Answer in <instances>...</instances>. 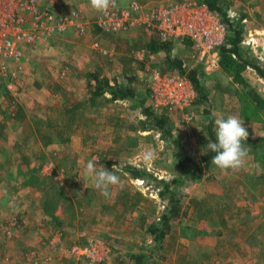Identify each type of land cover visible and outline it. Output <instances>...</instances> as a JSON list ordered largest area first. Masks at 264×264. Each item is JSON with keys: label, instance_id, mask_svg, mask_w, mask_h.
<instances>
[{"label": "rangeland", "instance_id": "obj_1", "mask_svg": "<svg viewBox=\"0 0 264 264\" xmlns=\"http://www.w3.org/2000/svg\"><path fill=\"white\" fill-rule=\"evenodd\" d=\"M47 1L41 0V4L52 2ZM61 1L53 2L58 5ZM66 1L71 8L84 7L89 22L85 33L69 29L24 47L21 69L11 79L17 93L0 85V264H122L127 258L116 250L135 248L131 241L137 239L145 242L148 251L144 264H264L258 255L264 250V162L259 161L264 158V147L260 151L249 148L239 171L222 174L211 164L199 180L184 181L177 189L184 213L171 219L170 240L160 250L149 246L152 234L146 230L164 209L153 179H130L119 172L120 184L106 198L85 175L87 162L98 157L108 171L116 162L133 164L152 177L170 179L179 172L180 154L200 158L203 125L209 117L214 124L219 115H235L244 121L248 136H263L264 113L249 117L241 110L255 96L264 98V79L247 69L242 85L220 68L206 71L207 100L183 112L191 116L189 120L178 112L169 116L173 135L183 146L177 151L158 131L146 129L144 115L131 100H110L105 93L92 103L86 101L93 71L122 83L124 70L132 68L136 98L151 106L146 68L159 69L161 60L153 53L142 61L135 57L143 48L144 30L102 31L95 25L98 12L91 9L89 0ZM116 1L125 6L129 0ZM138 1L151 5L160 0ZM235 5L230 7V16H238L240 11L249 16L244 20L242 44L264 64V0H236ZM61 8L68 11V5ZM175 47L174 53L186 64L194 62L183 45ZM103 48L108 54L102 53ZM66 102L69 109L64 108ZM68 110L75 116L72 123L66 121L72 115ZM103 158L112 166L103 163ZM32 170L40 181L64 192L56 210L61 225L42 211V193L28 183ZM137 191L147 200L136 201L141 212L130 207ZM192 197L204 209L212 208L214 218L199 217L190 205ZM223 202L230 208L218 214ZM141 214L146 221H133ZM20 236L26 241L20 242ZM90 238L103 239L110 246L103 262L92 263L68 253L69 247L85 244Z\"/></svg>", "mask_w": 264, "mask_h": 264}, {"label": "built area", "instance_id": "obj_2", "mask_svg": "<svg viewBox=\"0 0 264 264\" xmlns=\"http://www.w3.org/2000/svg\"><path fill=\"white\" fill-rule=\"evenodd\" d=\"M41 3V0H0V85L5 89L7 86L12 94L17 92L11 79L17 68L21 69L24 47L47 41L69 29L81 35L89 24L81 5L71 8L66 0L58 5L53 1ZM67 5L68 11L64 13L61 6ZM94 22L109 33L144 27L154 30L163 40L176 43L189 40L193 44L192 61L201 64L205 71L220 68L219 47L225 42V26L216 14L197 0H160L151 5L129 0L125 6L115 0V7L106 13H98ZM93 44L98 45L96 41ZM101 51L108 54L104 48ZM151 55L142 48L136 51L135 57L142 61ZM145 81L154 110L166 108L181 113L186 120L191 118L188 113L183 114L195 98V90L186 77L177 72L146 68ZM67 251L77 259L99 263L105 260L111 248L103 239L90 238L87 243L72 245Z\"/></svg>", "mask_w": 264, "mask_h": 264}, {"label": "trees", "instance_id": "obj_3", "mask_svg": "<svg viewBox=\"0 0 264 264\" xmlns=\"http://www.w3.org/2000/svg\"><path fill=\"white\" fill-rule=\"evenodd\" d=\"M197 1L205 4L211 12L219 17L225 26V42L219 47L220 69L237 84L245 85L243 73L247 69L257 72V74L264 79V64L260 63L254 56H252V54L249 53V48L242 44V28L244 26V20L249 17L247 12L240 11L238 16H230V7L236 6V0ZM257 15L260 17L259 14ZM142 29L144 30L143 34H145L143 39L144 44L142 47L146 48L150 53H153L156 57L160 58L161 61L159 63V70L161 72H177L179 75L186 77L195 90L193 104L206 101L208 97V90L205 85V80L208 73L201 64L196 62L186 64L181 56L174 53V48H176L175 46L177 45H183L187 50L192 51V42L184 40L183 42L176 43L171 40H163L154 30L144 27ZM130 70L131 71H129V68L124 70L122 83L111 82L110 79L103 76L101 77L97 72L93 71L89 75V79L90 81L92 80V82H90L89 97L86 101H88V103H92L96 97L104 96L105 93L110 95V100H131L133 102V107L135 106L140 108V112L144 115L146 129L158 131L161 138L168 141L169 144L175 148V150L178 151L183 149V146L180 144V140L173 135V128L169 124V116L173 112L167 110L166 108L154 110L152 105L144 106V103L136 98L135 88L132 85L133 81L136 79V75L132 72V68ZM67 104V102L64 104V108H67ZM241 111H243L245 115L248 114L249 117H256L258 111L264 113V98L255 96L252 98V102L250 104L247 103V105L243 106ZM68 113H72V111L68 110ZM73 115L74 113H72L71 116H66V121L72 123L75 118ZM203 126L206 131L205 134L202 135L205 139L203 143H201L204 144V147H202L200 158H195L194 156L192 157L190 153L180 154L176 163V166L179 168V172L170 179L152 177L145 169L137 167L133 164L120 165L117 162H114V165H117L120 168V173L127 175L130 179L143 180L147 177L152 178L153 185L158 189V195L164 202V209L162 210L159 218L157 220H153L146 229L152 234L153 243L150 245L152 250H160V248L162 249L165 247V244H168L171 236V219L178 218L184 213L183 204L181 203L180 195H178L177 189L186 180H199L203 175L204 170L212 164L211 159L214 153H211L206 149L209 140L215 142V127L212 118H206V122ZM242 143H244V146L247 148H256L260 151L264 147V135L257 137L248 136L247 140ZM104 159L105 158L102 159L103 163H106L107 165L113 164L105 161ZM259 161L264 162V158ZM187 166L190 167V171L185 170ZM184 170L187 172H184ZM30 171L31 170L29 169L28 172ZM35 171L33 172L32 170L33 173L28 177L30 181L28 183L32 185L34 183L38 191L42 193V200L40 202L42 211L54 219L57 225H61L62 223L59 221V216H57L56 210L58 208V198L64 197V192L57 190L51 184H45V182L40 181V177L38 175L36 176ZM135 194L137 198H135V201L132 203L133 205L130 207L134 206L135 208H138V212H141V209L137 207L138 204L136 201L146 200V197L139 191L135 192ZM123 198L124 197L121 199ZM124 205H127L126 202ZM190 205L194 207L199 217H206L208 220L214 218L212 208H209L208 210L204 209L202 204H200L196 198H190ZM219 205L223 206L218 207V214H220L219 212L226 211L230 208L228 202H223ZM144 219L145 214H141V216L137 218V221L142 222ZM60 231H62L61 228ZM217 233L220 234L221 232L217 231ZM259 251L258 255L262 257L261 259H263L264 250L260 249ZM203 256L206 257L207 255ZM128 258L133 259L135 264H144L148 256L143 254H131L128 255ZM123 262L124 261H121L122 264Z\"/></svg>", "mask_w": 264, "mask_h": 264}, {"label": "clouds", "instance_id": "obj_4", "mask_svg": "<svg viewBox=\"0 0 264 264\" xmlns=\"http://www.w3.org/2000/svg\"><path fill=\"white\" fill-rule=\"evenodd\" d=\"M89 5L95 12L106 13L115 7V0H89ZM214 125L215 142L209 140L206 146L209 152L214 153L212 165L222 174L239 171L249 156V148L242 143L248 137V131L243 126L244 121L235 115L226 118L219 115L214 120ZM120 171L117 165H114L111 171L106 170L99 164L98 157H92L85 167V175L92 180L99 194L106 198L110 196V189L120 184V176L117 175Z\"/></svg>", "mask_w": 264, "mask_h": 264}, {"label": "crops", "instance_id": "obj_5", "mask_svg": "<svg viewBox=\"0 0 264 264\" xmlns=\"http://www.w3.org/2000/svg\"><path fill=\"white\" fill-rule=\"evenodd\" d=\"M50 1H54V0H48L47 2H50ZM80 4V3H79ZM137 218L138 217H133V221L135 220H137ZM146 217H145V219L143 220V221H146ZM147 229V228H146ZM149 233V232H148ZM150 234V233H149ZM18 240L21 242V241H26V240H24L23 238H22V236H20V238H18ZM141 241V239H137V240H135L134 242H132L131 241V243L132 244H135V248H127V247H125V248H119V250H116V253H119V254H123V256H125V258H127V259H125L124 260V262H123V264H135L134 263V261H133V259H129L128 258V255H131V254H134V255H141V254H143V255H146V256H149L147 253H148V251H146L145 250V242H140ZM149 241H151L150 242V244H149V246L153 243L152 242V240L150 239ZM117 244H121L120 243V241H117ZM136 246L137 247H140V248H137L136 249ZM164 249V248H163ZM146 260H147V258H146Z\"/></svg>", "mask_w": 264, "mask_h": 264}]
</instances>
